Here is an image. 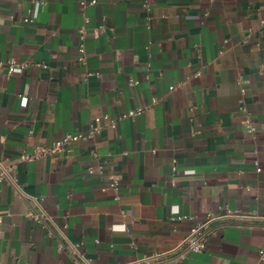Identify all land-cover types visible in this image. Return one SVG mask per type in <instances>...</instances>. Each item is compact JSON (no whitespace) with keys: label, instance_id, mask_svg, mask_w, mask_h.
I'll return each mask as SVG.
<instances>
[{"label":"crops","instance_id":"1","mask_svg":"<svg viewBox=\"0 0 264 264\" xmlns=\"http://www.w3.org/2000/svg\"><path fill=\"white\" fill-rule=\"evenodd\" d=\"M79 1L0 0V156L39 198L0 181V264H132L188 234L171 217L227 209L242 217L181 264H264V0ZM104 115L94 139L20 161Z\"/></svg>","mask_w":264,"mask_h":264},{"label":"built area","instance_id":"2","mask_svg":"<svg viewBox=\"0 0 264 264\" xmlns=\"http://www.w3.org/2000/svg\"><path fill=\"white\" fill-rule=\"evenodd\" d=\"M96 2V0H80L79 5L83 9L88 5L95 4ZM100 30L103 31L104 28L102 27ZM86 33L87 31L84 26L79 29V42L77 51L79 53L80 59L83 62H85L87 59V52L84 44ZM2 65H4V63L0 62V66ZM5 65L7 67V72L9 75L15 73L16 71H24L27 68V65L25 63L17 62L14 59L9 60ZM42 66L47 67L46 65ZM199 75L200 72L195 74V76ZM133 83L136 84L138 82L133 81ZM172 89H174V87H172ZM144 111V107H138L123 113L121 115V118H131L133 116L143 113ZM102 118L108 119L109 117L108 115L96 117L87 132H77L73 134H68L58 140L51 142L50 144L38 143L35 144L32 150L30 151L23 150L19 155L20 161L30 162L34 160H40L44 157L58 154L65 150H71V147L78 142H85L94 139L102 131L101 126H99V121ZM244 124L248 132H254L255 127L251 122L250 118H246L244 120ZM111 125L113 127H116L117 122L112 120ZM94 157L99 158V153L94 152ZM16 170L17 163H8L0 156V181L9 183L13 186V188L18 194L24 197L32 198L37 204H39V198L28 195L21 186V184L18 182ZM98 171L100 173L104 172L103 165L99 166ZM88 172L94 173L96 172V169L93 167H89ZM109 187L116 192V199L118 200L120 198L118 194L120 187V179L112 178ZM29 214L34 217L38 222H41V218L39 217V215L33 214L32 212H30ZM240 217L242 216L238 212L229 209L220 212L209 211L202 218L193 214H177L176 216L171 218L178 221H189L192 224L188 234L182 239V241L167 252L143 256L142 258H138L137 260H135L132 264H160L166 258H170V261L173 262V264H181L184 260L188 258L190 253L201 252L207 247L209 241V229L212 226V223L219 220L234 219ZM1 221L2 219L0 218V222ZM63 227L64 229H66V225H64ZM260 254L261 258L264 260V249L260 251Z\"/></svg>","mask_w":264,"mask_h":264}]
</instances>
